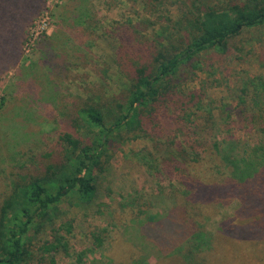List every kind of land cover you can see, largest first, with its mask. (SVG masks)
<instances>
[{"label": "trees", "instance_id": "1", "mask_svg": "<svg viewBox=\"0 0 264 264\" xmlns=\"http://www.w3.org/2000/svg\"><path fill=\"white\" fill-rule=\"evenodd\" d=\"M30 1L37 6L35 12L20 20L17 13L25 0H0V46L7 43L2 37L17 32L9 50L0 47V74L16 64L19 56L20 65L24 63L25 29L43 3ZM187 1L188 6L179 9V17L161 19L165 28L148 39L139 32L142 25L149 27L154 22L140 19L136 24L116 25L111 34L119 47L113 62L124 78L117 94L105 95L102 86L90 83L83 92L85 97L75 96L63 109L55 121L59 126L43 135L22 119L3 121L4 145L13 153L21 151L30 165L9 166L7 183L0 185V264H27L36 256L39 262L50 263L57 255L71 257L67 238L71 222H60L66 214L60 208L63 203L82 210L95 206V213L109 223L116 212L126 215L119 229L125 231L126 240H114L104 252L117 264H121L117 256H123L127 264H264V142L250 146L233 137L234 127L229 125L247 110L234 113L230 105L217 106L203 89L185 93L180 89L185 76L203 71V58L227 55L233 41L249 32L264 36V0ZM69 2L63 11L67 12ZM167 2L144 0V7L152 16ZM72 3L65 22L82 25L74 19L83 15L84 7L80 9L78 0ZM57 34L56 30L54 37ZM137 38L145 40V45L138 43L139 55L133 53L132 42ZM47 58L54 57L42 53L41 61ZM49 71L50 84H57L58 74L52 68ZM22 75L37 83L35 73ZM245 89L239 104H247L249 89ZM3 101L2 97L0 108ZM168 104L178 110L172 121L163 114L166 110L158 114ZM157 115L175 123V132L181 137L180 142L169 140L174 155L169 156L173 164L168 174L176 184L169 186L167 197L160 193L155 203L133 189L111 205L96 203V181L107 169L108 151L132 137L148 135ZM259 130L264 136V127ZM232 196L240 202L238 214L223 219L214 234H206L197 224ZM108 232L101 228L91 231L90 246L74 253L75 264L85 263L88 253L103 251Z\"/></svg>", "mask_w": 264, "mask_h": 264}, {"label": "rangeland", "instance_id": "2", "mask_svg": "<svg viewBox=\"0 0 264 264\" xmlns=\"http://www.w3.org/2000/svg\"><path fill=\"white\" fill-rule=\"evenodd\" d=\"M67 1H42L34 19H31V23L25 29L26 35L24 31L21 36L22 41L25 35L21 45L22 56L25 54L23 65L19 63L21 58L19 56L16 64L0 74V100L2 97L4 99L0 108V185L7 183L5 178L9 166L30 165L29 159L20 154L21 151L13 153L7 147L8 145H4L3 138L6 130L2 124L3 121L22 119L27 124L37 127L43 135L59 126L55 121L61 117L62 112L65 111L63 109L75 96L85 97L83 92L90 83L95 82L102 86L105 95H112L113 92L117 94L124 78L118 73L113 62L119 47L116 37L111 34L116 25L128 22L136 24L140 19L154 22L155 24L149 27L142 25V30L139 32L148 39L149 35L165 28L166 24L161 19L174 20L181 15L179 9H185L188 6L187 0H168L163 6L157 8L155 14L152 13L154 15L150 16V12L144 7V0H78L81 4L80 9L82 5L84 9L81 10L83 15L74 19L78 22L82 21V25H76L70 20L65 22L70 5L74 7L73 0H70L67 12L63 11L66 9L64 4ZM36 8L35 3L25 0L18 9V18L29 19ZM36 23H39V29H43L45 34L42 35L53 37V39L48 42L41 35L28 51L25 48L28 30ZM17 28L15 26L16 31ZM56 30L58 34L54 37ZM89 31L92 34H89ZM247 37L251 38L249 42L244 40V38L249 39ZM16 38L17 32L6 34L5 38L1 39L7 43L0 47L9 50L10 46L15 44ZM144 42L145 40L141 38L133 41V53L136 52L139 55L141 46L138 43L145 45ZM47 52L54 58L51 61L47 58L46 62H42V53ZM201 66L204 67L203 71L194 72L195 76L192 77L187 75L181 81L180 89L183 91L181 93L203 89L204 95L215 101L217 106L230 105L234 108V113L247 110L245 115L238 116L236 121L229 125L234 127L233 137L250 146L264 142V136L259 130L264 127V36L260 38L254 32L244 34V37L233 41L227 55L207 56L203 58ZM20 67H22V73L18 71ZM51 68L59 76L57 84L49 82L52 77L49 71ZM66 70H69L68 73ZM26 72L35 73L38 77L35 79L37 83L22 75ZM244 88L249 89L245 96L248 99L246 105L238 103L239 97L243 96L241 91ZM34 93L36 95L32 96ZM51 97L56 99L53 101ZM162 112L172 121L173 115L177 114L178 110L168 104L167 109H158V114ZM214 113L217 117L218 111L215 110ZM49 116L54 120L49 119ZM175 126V123L169 124L163 117L160 118L157 115L154 125H150L152 130L146 129L151 134L138 138L132 137L118 145L114 151L110 149L108 162L104 166V170L107 169L96 181L98 187L96 203L111 205L119 201L121 196L129 195L133 189L152 202L156 201L160 193L166 198L169 186L176 184L168 174L171 169L170 164H173L169 156L173 158L174 155V152H171V149L174 151V144L169 143V140L174 138V142L181 141V137L175 132ZM51 142H54V139L51 138ZM239 205L238 198L229 197L221 204H217L208 217H202L201 225L199 223L197 225L203 228L206 234H214L219 230V223L223 219L238 214L236 211ZM60 208L66 211L60 222L67 219L72 226L71 233L67 236L71 257L57 255L54 258L55 262L50 263L47 260L39 262L36 256L27 264H75L74 253L90 246V233L96 228L107 229L109 239L103 251L88 253L83 264H117L116 261L109 260L104 252L111 243H114V240L118 242L126 240L125 231L123 230V234L119 230L121 224L127 219L126 215L116 212L112 223H109L105 216L95 213V206L82 210L77 207H68L63 203ZM106 210L107 207L104 211ZM119 259L121 264H127L123 256L116 257V260ZM138 261L142 262L140 259ZM148 263H152V260H148ZM138 264H144V262Z\"/></svg>", "mask_w": 264, "mask_h": 264}, {"label": "built area", "instance_id": "3", "mask_svg": "<svg viewBox=\"0 0 264 264\" xmlns=\"http://www.w3.org/2000/svg\"><path fill=\"white\" fill-rule=\"evenodd\" d=\"M46 14H48V12ZM40 22H42V21H40ZM38 26H39V23H36L33 28L28 30V37H27V41L25 43V48L28 51L31 50L32 46L34 45V43L38 39V37L41 36L42 34H45L43 29H39Z\"/></svg>", "mask_w": 264, "mask_h": 264}]
</instances>
